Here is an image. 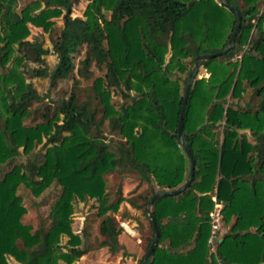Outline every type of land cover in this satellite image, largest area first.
Returning a JSON list of instances; mask_svg holds the SVG:
<instances>
[{"label": "trees", "instance_id": "1", "mask_svg": "<svg viewBox=\"0 0 264 264\" xmlns=\"http://www.w3.org/2000/svg\"><path fill=\"white\" fill-rule=\"evenodd\" d=\"M13 1L0 0V165L45 140L26 169L12 164L0 176V264H8L7 256L20 264H70L85 254L89 248L73 233L71 215L74 201L86 198L98 201L99 246L111 253L121 248V227L106 214L118 202L106 204L103 175L126 166L164 188L157 192L188 179L189 160L176 136L188 73L193 79L181 136L194 162L193 179L153 200L158 240L145 264H264V0H226L241 16L232 46L195 70L185 60L221 50L233 29L234 13L218 0H33L19 12ZM81 2V15L72 16ZM56 18L62 27L52 38L56 62L49 70L44 56L50 50L26 37L28 25L49 32ZM80 46L84 53L75 67ZM25 61L38 64L29 75L47 77L51 87L74 71L89 79L92 65L103 74L93 79L88 98L79 100L74 80L51 117L43 112L41 121L25 124L42 99L26 81ZM199 67L207 77H197ZM175 71L186 72L183 86L171 77ZM246 87L256 103L230 104ZM111 90L129 102L114 107ZM53 182L60 188L50 207L53 223L31 232L21 221L26 209L17 188L38 196ZM214 203L229 227L210 251ZM151 239L152 231L144 251Z\"/></svg>", "mask_w": 264, "mask_h": 264}, {"label": "rangeland", "instance_id": "2", "mask_svg": "<svg viewBox=\"0 0 264 264\" xmlns=\"http://www.w3.org/2000/svg\"><path fill=\"white\" fill-rule=\"evenodd\" d=\"M33 0H14L12 8L15 12H19L22 7ZM240 1V0H239ZM84 2L79 3L74 9L72 16H79L82 13ZM108 17L109 13L104 12ZM62 27V20L56 18L52 30L43 32L40 28L28 25L29 34L27 40H37L50 50V53L44 56L45 66L49 70L52 69L56 62V56L51 51L52 38L55 37ZM84 46H80L78 51L73 54V63L76 67L78 61L82 58ZM187 67L190 69L192 63L185 60ZM10 62L7 64L9 65ZM26 81L30 82L42 99L32 104L29 116L24 119L25 124H34L41 121V114L44 112L48 117H51L55 110V104L60 98H67L70 91L73 89L74 80H78L76 89L79 100L88 98L90 86L93 79L103 74V71L98 70L95 66H91L92 76L89 79H83L74 71L68 78L57 81L56 85L50 86L47 77H31L29 70L38 67L39 65L30 61L24 62ZM23 69V67H21ZM1 70V68H0ZM185 73L173 72L172 78L178 79L183 86V78ZM207 73L202 67L198 68L197 77H207ZM257 101V97L253 95L252 90L246 87L242 96L235 100H230L233 106L243 107L248 104L253 106ZM129 102L124 100L117 90H111V103L118 108L121 104ZM104 130V129H103ZM106 131L104 130V134ZM110 137V136H109ZM116 139V136H112ZM45 138H42V142ZM42 142L36 144L30 154H19L8 166L0 165V176L8 170L12 164H21L23 169H26L34 158L40 157L44 151ZM104 193L103 197L106 204L118 202L116 211H107L106 214L111 215L121 227V233L117 237V241L121 248L111 253L106 246H99L103 237L98 233V222L100 218L97 216L98 201L95 199L86 198L83 201L75 200L73 203V212L71 215V229L73 233L78 234L82 239V244L87 246L89 250L74 260L70 264H138V260L145 253L147 240L151 235L150 221L146 213L145 199L151 192H157L163 187L155 185L153 182L148 183L139 178V176L126 166L117 167L114 171L103 175ZM60 188L56 183H51L38 196H34L23 185L17 188V195L20 196L22 205L26 212L22 215L21 221L27 224L31 232L46 230L53 223V216L50 213V207L54 200L58 197ZM229 225L219 221L216 238L209 246V250L213 251L215 241L228 229ZM66 237L62 236L60 243H64ZM8 264H20L12 257L7 256ZM60 264H65L61 262Z\"/></svg>", "mask_w": 264, "mask_h": 264}, {"label": "water", "instance_id": "3", "mask_svg": "<svg viewBox=\"0 0 264 264\" xmlns=\"http://www.w3.org/2000/svg\"><path fill=\"white\" fill-rule=\"evenodd\" d=\"M218 2L220 5L227 7L228 9H230L234 13L235 22L233 25V29L228 36V39L226 41L225 46L221 50L213 52V53L198 54L193 58L192 67H191V69H193V70L197 69V63L199 61L209 59V58H212L215 56L223 55L232 46V43L234 41L237 29L239 27L240 19H241L239 10L236 7H233L231 4H229L226 0H218ZM192 79H193V74L188 73V79H187V83L184 87V91H183V95H182V99H181V104H180V108H179L177 125H176L177 139L181 142L184 153L189 160V177L179 188L173 189V190H165V191H161V192H155L148 198V200L146 202V213H147L149 221H150V227H151V231H152V239H151V241H150V243H149V245H148V247H147V249H146V251H145V253H144L139 264H145L146 263L147 258L150 256L151 251H152L153 247L155 246V244L157 243V240H158L157 226H156L155 220H154V218L150 212V206H151L153 200H155L156 198H158L160 196L172 195V194H176V193L180 192L186 186H188V184L193 179L194 162H193L192 156H191L189 150L187 149V146L185 145L184 141L182 140V136H181L182 119H183L186 100H187L188 92H189V89H190V86L192 83Z\"/></svg>", "mask_w": 264, "mask_h": 264}, {"label": "built area", "instance_id": "4", "mask_svg": "<svg viewBox=\"0 0 264 264\" xmlns=\"http://www.w3.org/2000/svg\"><path fill=\"white\" fill-rule=\"evenodd\" d=\"M212 199L214 200V197H212ZM219 209H220V203H214L213 209L209 213L210 233L207 239L209 246L212 243V241L216 238V232H217L219 221H220Z\"/></svg>", "mask_w": 264, "mask_h": 264}, {"label": "crops", "instance_id": "5", "mask_svg": "<svg viewBox=\"0 0 264 264\" xmlns=\"http://www.w3.org/2000/svg\"><path fill=\"white\" fill-rule=\"evenodd\" d=\"M220 206H221V204H220Z\"/></svg>", "mask_w": 264, "mask_h": 264}]
</instances>
